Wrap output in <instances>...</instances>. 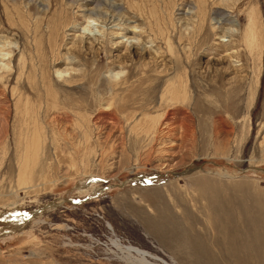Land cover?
<instances>
[{
    "label": "rangeland",
    "instance_id": "obj_1",
    "mask_svg": "<svg viewBox=\"0 0 264 264\" xmlns=\"http://www.w3.org/2000/svg\"><path fill=\"white\" fill-rule=\"evenodd\" d=\"M228 1L0 0V264H264V0Z\"/></svg>",
    "mask_w": 264,
    "mask_h": 264
},
{
    "label": "bare ground",
    "instance_id": "obj_2",
    "mask_svg": "<svg viewBox=\"0 0 264 264\" xmlns=\"http://www.w3.org/2000/svg\"><path fill=\"white\" fill-rule=\"evenodd\" d=\"M220 1L222 2L221 3L222 5L224 3H226V6H228L229 8H232L233 7L232 6V3L233 2L229 4V1L228 0H220ZM235 3L236 2H234L233 5H235ZM238 7H239V4L237 5V8ZM218 10H220V11H217L216 13H218L219 16L215 19L216 22L214 24L218 25V28H222L221 25H223L227 21H230V18L228 16H226V13L223 12V10H221V8H219ZM191 11H192V9L191 10H188V12H191ZM259 12L260 11L258 10V8H255V7H252V9L249 10V12L247 14V25H246L245 30L242 33V38H243L244 42L247 44L248 49L251 52L254 51L255 46H257L259 48V50H261V48L263 46V43H262L263 42L262 24H261V21H260L261 19H260V16H259V14H260ZM230 23H232V22H230ZM232 24H234V23H232ZM234 32H235L234 29H232V30L229 29V30H227V32H224L223 37H226V36H229L230 37ZM223 40H225V39H223ZM166 92L168 93L169 91L166 90ZM175 93L176 92L174 90L171 92V94L173 96H175ZM28 150H29V147H28ZM25 161H27V160L25 159ZM26 163L24 164V167L25 168H27ZM21 165H23V161H22V164ZM20 170H22V169L20 168ZM26 171H28V170H26ZM22 172H23V170H22ZM22 175H24V174H22ZM59 202L50 204L49 209L50 208H54V207L60 205ZM47 207H48V205L45 206L44 208H40L38 210V212H35V213L33 212V214H31V215L34 216L35 214H41L44 210L47 209ZM112 243L116 247V249L118 250L117 253L120 256V258L121 259H124V260H126V261H128L129 263H132V264H178L176 261L168 262V261H166L164 259L157 258L153 254H149L148 252L144 251L143 249L138 248V247H135V246H132V245H130V246H124L123 247L122 246V243H121V241L119 239L113 241Z\"/></svg>",
    "mask_w": 264,
    "mask_h": 264
}]
</instances>
